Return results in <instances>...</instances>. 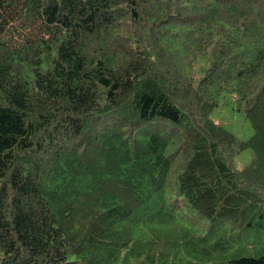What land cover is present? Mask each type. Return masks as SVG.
Returning a JSON list of instances; mask_svg holds the SVG:
<instances>
[{
    "label": "trees",
    "instance_id": "trees-1",
    "mask_svg": "<svg viewBox=\"0 0 264 264\" xmlns=\"http://www.w3.org/2000/svg\"><path fill=\"white\" fill-rule=\"evenodd\" d=\"M262 236L264 0H0V264H264Z\"/></svg>",
    "mask_w": 264,
    "mask_h": 264
},
{
    "label": "rangeland",
    "instance_id": "rangeland-1",
    "mask_svg": "<svg viewBox=\"0 0 264 264\" xmlns=\"http://www.w3.org/2000/svg\"><path fill=\"white\" fill-rule=\"evenodd\" d=\"M210 117L222 127L236 135L241 140L248 139L252 133V125L246 114L239 108L235 97L230 93H222L218 97V104L211 110ZM251 158V150L245 148L232 157V165L236 168L245 166ZM264 245V236L250 237L246 241V247L241 249L243 255L263 254L259 252ZM234 250V246L230 251ZM236 250V249H235Z\"/></svg>",
    "mask_w": 264,
    "mask_h": 264
}]
</instances>
